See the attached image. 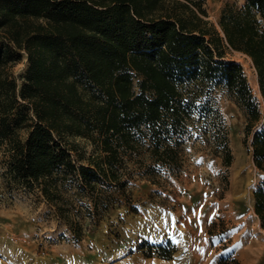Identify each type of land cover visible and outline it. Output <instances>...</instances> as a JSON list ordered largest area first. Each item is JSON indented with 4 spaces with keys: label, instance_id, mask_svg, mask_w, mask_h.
<instances>
[{
    "label": "trees",
    "instance_id": "obj_1",
    "mask_svg": "<svg viewBox=\"0 0 264 264\" xmlns=\"http://www.w3.org/2000/svg\"><path fill=\"white\" fill-rule=\"evenodd\" d=\"M204 4L0 0L2 177L38 193L75 239L109 210H136L135 181L164 189L194 143L230 165L226 128L214 108L220 91L244 112L243 144L264 174V128L254 131L262 113L241 65L223 60L227 49L248 57L264 98V0L225 4L223 36ZM22 52L28 67L19 85L10 67ZM69 137L88 142L90 154L73 157ZM254 199L264 227V191ZM173 248L162 249V257Z\"/></svg>",
    "mask_w": 264,
    "mask_h": 264
},
{
    "label": "rangeland",
    "instance_id": "obj_2",
    "mask_svg": "<svg viewBox=\"0 0 264 264\" xmlns=\"http://www.w3.org/2000/svg\"><path fill=\"white\" fill-rule=\"evenodd\" d=\"M245 2L205 0L206 19L223 36L218 26L222 8L225 4L240 8ZM223 60L241 65L262 113L254 131L264 128V98L252 61L229 49ZM27 67V55L22 52L10 67L19 85ZM217 95L214 108L226 128L230 165L224 166L219 156L194 143L185 151L179 175L170 177L164 189L135 181L131 191L136 210L124 205L109 210L79 239L38 193L7 185L0 154V264H218L223 259L264 264V227L254 212V194L264 191V174L254 166L251 148L243 144L244 112L233 98L221 91ZM68 140L76 149L73 157L75 151L83 157L90 154L92 146L82 138ZM213 238L218 242L213 244ZM171 247L170 257H162V249Z\"/></svg>",
    "mask_w": 264,
    "mask_h": 264
},
{
    "label": "snow or ice",
    "instance_id": "obj_3",
    "mask_svg": "<svg viewBox=\"0 0 264 264\" xmlns=\"http://www.w3.org/2000/svg\"><path fill=\"white\" fill-rule=\"evenodd\" d=\"M189 131H191V129H189ZM193 136H195V133H193ZM196 214V212H195V210H193V215H195ZM147 219V218H146ZM199 219V218H198ZM191 222V221H190ZM137 224H138V226L139 227H145V225H143V224H140L139 222H137ZM175 224H176V221H175V219L173 218V221H172V224H171V227L174 229L175 228ZM165 225H166V228H167V225H168V222L167 221H165ZM183 225H181V227H182ZM149 227H152L151 225H149ZM178 235H180L181 237H183V233H178ZM170 239H173L174 240V238H171L170 237ZM174 242H177L178 243V241H175L174 240ZM208 241H207V239H205V243H207ZM218 242V240H217V238H213L212 239V243L213 244H215V243H217ZM199 251H201V253L203 254V249H199ZM226 251H228V252H230L231 251V249H228V250H226Z\"/></svg>",
    "mask_w": 264,
    "mask_h": 264
},
{
    "label": "bare ground",
    "instance_id": "obj_4",
    "mask_svg": "<svg viewBox=\"0 0 264 264\" xmlns=\"http://www.w3.org/2000/svg\"><path fill=\"white\" fill-rule=\"evenodd\" d=\"M247 58H248V57H247ZM248 60L251 61L249 58H248ZM253 78H254V80H256V75H254ZM254 87H255V89H256L257 92H258V85H257V82H256V81L254 82Z\"/></svg>",
    "mask_w": 264,
    "mask_h": 264
}]
</instances>
